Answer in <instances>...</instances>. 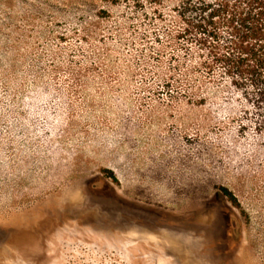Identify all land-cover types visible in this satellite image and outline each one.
<instances>
[{
  "label": "rangeland",
  "instance_id": "1",
  "mask_svg": "<svg viewBox=\"0 0 264 264\" xmlns=\"http://www.w3.org/2000/svg\"><path fill=\"white\" fill-rule=\"evenodd\" d=\"M177 1L0 0V264H264V107Z\"/></svg>",
  "mask_w": 264,
  "mask_h": 264
},
{
  "label": "trees",
  "instance_id": "2",
  "mask_svg": "<svg viewBox=\"0 0 264 264\" xmlns=\"http://www.w3.org/2000/svg\"><path fill=\"white\" fill-rule=\"evenodd\" d=\"M173 16L172 42L188 52L197 48L195 68L212 77L221 72L252 98L255 109L264 107V0H178Z\"/></svg>",
  "mask_w": 264,
  "mask_h": 264
}]
</instances>
